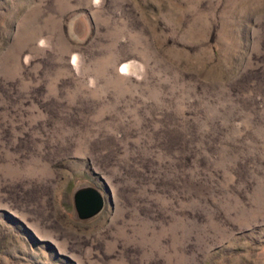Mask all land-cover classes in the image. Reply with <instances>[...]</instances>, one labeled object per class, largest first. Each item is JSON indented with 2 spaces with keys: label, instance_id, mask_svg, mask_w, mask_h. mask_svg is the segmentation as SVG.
<instances>
[{
  "label": "rangeland",
  "instance_id": "374dc122",
  "mask_svg": "<svg viewBox=\"0 0 264 264\" xmlns=\"http://www.w3.org/2000/svg\"><path fill=\"white\" fill-rule=\"evenodd\" d=\"M0 264H264V0H0Z\"/></svg>",
  "mask_w": 264,
  "mask_h": 264
},
{
  "label": "water",
  "instance_id": "95a60500",
  "mask_svg": "<svg viewBox=\"0 0 264 264\" xmlns=\"http://www.w3.org/2000/svg\"><path fill=\"white\" fill-rule=\"evenodd\" d=\"M103 205V195L91 186H83L73 192V206L79 219H86L95 215L102 209Z\"/></svg>",
  "mask_w": 264,
  "mask_h": 264
}]
</instances>
